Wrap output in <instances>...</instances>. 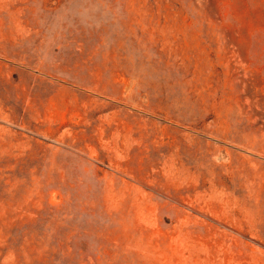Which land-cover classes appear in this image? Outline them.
<instances>
[{"label": "rangeland", "instance_id": "374dc122", "mask_svg": "<svg viewBox=\"0 0 264 264\" xmlns=\"http://www.w3.org/2000/svg\"><path fill=\"white\" fill-rule=\"evenodd\" d=\"M0 264H264V0H0Z\"/></svg>", "mask_w": 264, "mask_h": 264}]
</instances>
